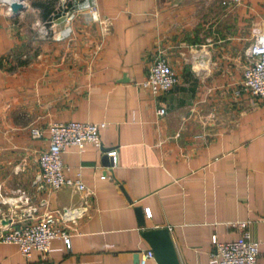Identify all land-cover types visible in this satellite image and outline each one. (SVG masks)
Returning <instances> with one entry per match:
<instances>
[{"label": "crops", "instance_id": "obj_1", "mask_svg": "<svg viewBox=\"0 0 264 264\" xmlns=\"http://www.w3.org/2000/svg\"><path fill=\"white\" fill-rule=\"evenodd\" d=\"M64 1L25 0L12 15L0 0V236L22 223L21 193L34 205L45 199L48 211L86 213L69 250L54 240L48 257L25 259L0 243V264H139L150 249L141 234L156 229L168 230L179 264H209L212 238L235 241L240 223L264 264V101L241 88L246 50L264 33V0H95L98 20L79 15L58 41ZM50 21L54 37H34ZM160 55L178 82L153 97L141 83ZM70 122L106 124L100 149L62 156L65 177L79 172L93 195L36 193L48 127ZM104 150L116 151L114 167L102 164Z\"/></svg>", "mask_w": 264, "mask_h": 264}, {"label": "built area", "instance_id": "obj_2", "mask_svg": "<svg viewBox=\"0 0 264 264\" xmlns=\"http://www.w3.org/2000/svg\"><path fill=\"white\" fill-rule=\"evenodd\" d=\"M229 4L237 5L239 0H228ZM223 2L222 5L227 4ZM84 14L87 21H97L98 11L95 0H65L62 11L58 16L63 29L55 37L61 41L71 35V24ZM51 22V21H50ZM49 22V23H50ZM48 28L41 25L38 30L41 38H47L51 31L54 37L53 23ZM248 66L244 71L241 83L242 91L255 100L264 101V33L255 36L252 44L246 50ZM178 82L175 71L163 56H158L150 65L147 76L141 83L142 88L153 97L168 93ZM157 115L162 117L165 110L159 109ZM106 128L105 123L90 124L81 122L53 123L48 127V146L38 155V172L32 182L36 193H55L62 188H72L87 197H92L80 180V173L76 172L73 179L64 175L65 167L62 156L66 148L74 147L82 154L87 147L100 149V133ZM34 139L42 137V131L34 128L31 131ZM112 167L117 163V153L109 150L106 153ZM104 179V178H102ZM34 205L31 198L21 193L17 206L11 205L20 211L21 225L9 226L0 236V243L16 246L19 254L29 259L33 253L48 257L50 246L54 240H60L66 249H70L69 233L72 226L86 213V207L75 209L47 210L45 199H39ZM24 206V208H22ZM26 220H32L26 222ZM240 236L232 242L219 243L212 238L215 254L209 264H256L258 258V244L251 240L247 231V224L240 223ZM154 260L152 250L139 253V264H146Z\"/></svg>", "mask_w": 264, "mask_h": 264}, {"label": "water", "instance_id": "obj_3", "mask_svg": "<svg viewBox=\"0 0 264 264\" xmlns=\"http://www.w3.org/2000/svg\"><path fill=\"white\" fill-rule=\"evenodd\" d=\"M25 0H17L10 5L12 15H18L24 11ZM109 150H104L106 154ZM111 163L110 158L106 156L102 159L104 166H109ZM134 214L137 221L138 228H145V212L142 208L137 207L134 209ZM142 239L147 243L148 247L154 253V260L157 264H179L177 256L167 229H156L144 231L141 234Z\"/></svg>", "mask_w": 264, "mask_h": 264}, {"label": "rangeland", "instance_id": "obj_4", "mask_svg": "<svg viewBox=\"0 0 264 264\" xmlns=\"http://www.w3.org/2000/svg\"><path fill=\"white\" fill-rule=\"evenodd\" d=\"M60 15V14H59ZM58 15V16H59ZM52 19H54V15L51 17ZM30 20H33V16L32 17H30ZM50 25H45V27L46 28H48ZM33 35H34V37H39V38H41V34L39 33V31H32L31 32ZM51 31H50V34H49V36L47 37V38H51Z\"/></svg>", "mask_w": 264, "mask_h": 264}, {"label": "bare ground", "instance_id": "obj_5", "mask_svg": "<svg viewBox=\"0 0 264 264\" xmlns=\"http://www.w3.org/2000/svg\"><path fill=\"white\" fill-rule=\"evenodd\" d=\"M5 3H8L9 5L12 4L13 2H16L17 0H4Z\"/></svg>", "mask_w": 264, "mask_h": 264}]
</instances>
